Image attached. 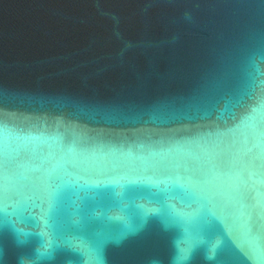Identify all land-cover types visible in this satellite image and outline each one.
<instances>
[{
    "label": "water",
    "instance_id": "1",
    "mask_svg": "<svg viewBox=\"0 0 264 264\" xmlns=\"http://www.w3.org/2000/svg\"><path fill=\"white\" fill-rule=\"evenodd\" d=\"M0 264H264V0H0Z\"/></svg>",
    "mask_w": 264,
    "mask_h": 264
}]
</instances>
